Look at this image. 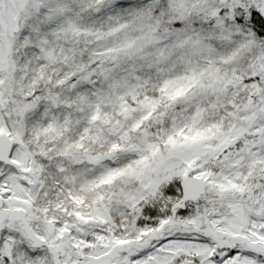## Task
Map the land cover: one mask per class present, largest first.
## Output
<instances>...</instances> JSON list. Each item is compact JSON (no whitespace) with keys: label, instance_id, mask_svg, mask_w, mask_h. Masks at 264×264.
Returning a JSON list of instances; mask_svg holds the SVG:
<instances>
[{"label":"snow or ice","instance_id":"snow-or-ice-1","mask_svg":"<svg viewBox=\"0 0 264 264\" xmlns=\"http://www.w3.org/2000/svg\"><path fill=\"white\" fill-rule=\"evenodd\" d=\"M0 264H264V0H0Z\"/></svg>","mask_w":264,"mask_h":264}]
</instances>
